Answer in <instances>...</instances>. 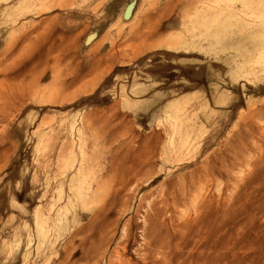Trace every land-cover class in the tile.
<instances>
[{"label": "rangeland", "instance_id": "obj_1", "mask_svg": "<svg viewBox=\"0 0 264 264\" xmlns=\"http://www.w3.org/2000/svg\"><path fill=\"white\" fill-rule=\"evenodd\" d=\"M0 264H264V0H0Z\"/></svg>", "mask_w": 264, "mask_h": 264}]
</instances>
